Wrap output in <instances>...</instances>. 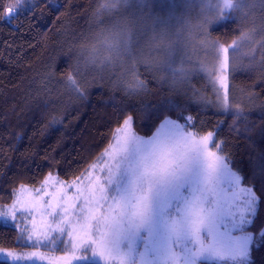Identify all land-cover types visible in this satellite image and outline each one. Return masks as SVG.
<instances>
[{"label":"snow or ice","instance_id":"snow-or-ice-1","mask_svg":"<svg viewBox=\"0 0 264 264\" xmlns=\"http://www.w3.org/2000/svg\"><path fill=\"white\" fill-rule=\"evenodd\" d=\"M258 2L264 5V0ZM25 3L32 0H15L0 20L11 22ZM249 3H189L188 9L198 8L197 23L184 18L175 31L160 17L122 16L101 30L100 48L88 51L85 64L105 68L131 61L132 79L124 82L123 90L127 96L140 95L147 85L139 78L137 65L145 62L140 58L141 44L147 37L152 50L161 55L156 66L163 79L172 85L186 84L194 72L203 73L205 90L210 88L216 97L215 106L225 112L235 108L239 119L244 110L230 102V77L238 69L237 59L248 55L242 47L252 34L242 31L224 45L212 38L210 29L235 19L234 14ZM144 6L142 0L135 5L131 0H96L93 16L103 23V18L126 8ZM260 44L264 46V41ZM189 46L194 53L203 50L205 58L192 63ZM77 75L78 71L70 72L65 85L77 99H84L87 89ZM201 100L211 103L205 97ZM183 119L181 123L165 115L151 135L141 136L133 130V115H127L112 134L115 143L110 141L98 163L90 165L102 174L95 179L91 172L78 177L81 183L72 185L77 189L74 196L61 195L63 189H58L47 203L41 196L29 202L17 197L9 207H0V223L14 225L16 241L37 249L8 252L6 258L12 264L44 260L48 264H252L251 250L264 243V228L258 236L246 229L255 222L260 198L254 186H242L243 176L221 154L222 142L216 141L214 132L201 135L191 130L192 117ZM41 248L49 252L38 251ZM56 251L64 255L49 254Z\"/></svg>","mask_w":264,"mask_h":264},{"label":"trees","instance_id":"trees-1","mask_svg":"<svg viewBox=\"0 0 264 264\" xmlns=\"http://www.w3.org/2000/svg\"><path fill=\"white\" fill-rule=\"evenodd\" d=\"M14 4L0 0V17H7ZM95 8L96 0H32L11 22L0 20V207L13 201L19 187H39L48 175L66 182L81 177L113 142V132L127 115H133V130L141 136L151 135L165 115L181 123L190 116L195 125L191 130L214 132L222 142L221 154L243 176L242 186H254L260 204L254 224L246 230L258 236L264 228V5L250 0L235 19L210 29L212 38L224 45L242 31L252 34L247 41L251 44L242 47L248 55L237 59L238 69L230 77L232 105L243 100L239 119L235 108L225 112L215 106L203 73L194 72L186 84L172 85L142 53L145 62L137 71L147 91L127 96L123 84L132 79L131 61L105 68L86 65L88 51L100 48L101 30L129 16L124 9L98 23ZM156 15L151 17L162 14ZM188 54L192 63L205 58L191 46ZM73 71L87 89L84 99H77L65 85ZM17 235L14 225L0 223V248H31L18 243ZM251 261L264 264V243L252 247Z\"/></svg>","mask_w":264,"mask_h":264},{"label":"rangeland","instance_id":"rangeland-1","mask_svg":"<svg viewBox=\"0 0 264 264\" xmlns=\"http://www.w3.org/2000/svg\"><path fill=\"white\" fill-rule=\"evenodd\" d=\"M142 2L145 5L142 9L126 8L125 12H129V15H132V16H138V15L144 14L149 17L158 16L156 14L161 13L162 15H159V17L167 21V24L172 28L173 31H175L177 28H179L183 24L184 18H190L191 23L193 25L197 23L198 8L188 9L186 5L189 3L198 5L199 0H142ZM131 3L135 5L137 4V0H131ZM147 5H150V7H148ZM123 16L127 17L128 15L124 14ZM146 41H147V37L142 38V44H141L142 53L147 54L148 60L150 61V63L156 66V61L161 58V55L158 52L153 51L152 46L149 45ZM249 44L251 43L246 41L243 45V48H246ZM256 49L257 47H254L252 49V52H254ZM198 51L202 56L205 55V52L203 50H198ZM254 59H255V56H253V60ZM232 89L234 88L231 86L230 91H229L230 98H231ZM232 95L235 96V93L233 92ZM214 98L216 97L214 96ZM242 101L243 100H241V102L238 100H235L232 102H234L233 105H237V104L241 105ZM112 143L114 144L115 141L113 140ZM212 150L215 151L213 148ZM105 159H107V157H105ZM96 163H98V161ZM99 163L102 164L103 162L100 161ZM89 172L93 174L92 179H95L97 176H100L102 174L99 167H97L96 169L89 168V170L84 175H88ZM46 180H47V183H45ZM80 183L81 181L78 179L66 182V181H61L55 178V176L53 175H48L44 179L42 185L39 187L31 188L28 186H23V190H21V187H19L15 192L16 196H14V199L19 197L21 200L25 202H29V201H33L37 196H41L43 197V202L47 203L48 200L53 199L52 194L57 193L58 189H63V192L60 193L61 195H64V193H67V196H74L77 192V189L76 187H73L72 185L74 184L79 185ZM85 183L87 182L85 181ZM37 189H42V191H37ZM12 202L8 205H5L4 208L9 207L12 204ZM77 203H80V201H77ZM17 206L19 207V205ZM28 219H31V217H28ZM37 220H39V216H37ZM43 249L45 248H41L38 251L44 252V253L49 252L48 250H43ZM0 250H2V253H3V254H0V260L8 262L10 264H12L11 260L6 258V254L8 252L20 254V253H29V252L37 251V249H31V248H22V249H13V250L0 248ZM49 254L54 255V256L64 255V253H59V254L49 253ZM203 262H208V261H202L201 264ZM37 264H48V261L47 260L38 261Z\"/></svg>","mask_w":264,"mask_h":264}]
</instances>
